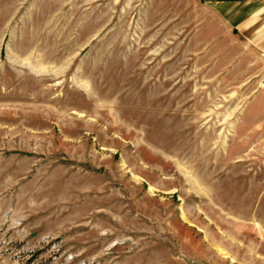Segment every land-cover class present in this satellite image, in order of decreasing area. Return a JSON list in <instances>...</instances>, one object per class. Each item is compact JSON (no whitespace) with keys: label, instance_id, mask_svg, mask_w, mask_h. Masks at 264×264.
<instances>
[{"label":"rangeland","instance_id":"1","mask_svg":"<svg viewBox=\"0 0 264 264\" xmlns=\"http://www.w3.org/2000/svg\"><path fill=\"white\" fill-rule=\"evenodd\" d=\"M0 264H264V56L201 0H0Z\"/></svg>","mask_w":264,"mask_h":264},{"label":"crops","instance_id":"2","mask_svg":"<svg viewBox=\"0 0 264 264\" xmlns=\"http://www.w3.org/2000/svg\"><path fill=\"white\" fill-rule=\"evenodd\" d=\"M237 37L264 56V0H201Z\"/></svg>","mask_w":264,"mask_h":264}]
</instances>
